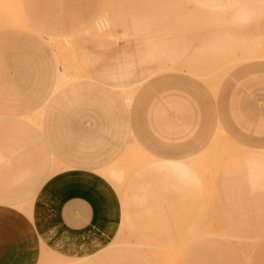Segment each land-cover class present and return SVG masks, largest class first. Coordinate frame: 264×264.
Instances as JSON below:
<instances>
[{"label": "rangeland", "instance_id": "obj_1", "mask_svg": "<svg viewBox=\"0 0 264 264\" xmlns=\"http://www.w3.org/2000/svg\"><path fill=\"white\" fill-rule=\"evenodd\" d=\"M255 61L264 0H0V189L35 196L77 166L108 187L100 236L78 255L43 245L36 264H178L197 241L191 264L218 251L264 264V162L252 176L239 158L264 149L218 127L196 152L192 118L168 158L132 118L149 84L156 101L171 87L190 96L197 83L215 93ZM14 199L31 217L32 205Z\"/></svg>", "mask_w": 264, "mask_h": 264}, {"label": "crops", "instance_id": "obj_2", "mask_svg": "<svg viewBox=\"0 0 264 264\" xmlns=\"http://www.w3.org/2000/svg\"><path fill=\"white\" fill-rule=\"evenodd\" d=\"M154 89L149 84L140 91L132 103V118L134 125L138 121L143 141L154 140L148 137L151 131L159 136L165 157L176 154L172 153V141L188 135L192 118L195 134L191 140L195 141L196 152L218 127L242 146L264 149V61L235 68L220 82L215 93L197 83L190 96L187 92L172 91L171 87L156 101ZM239 158L256 167L250 175L260 173L258 166L263 164L264 157ZM107 189L84 166L50 176L35 196L25 187L0 189V201L7 203H0V264H36L43 245L64 255H78L84 240L98 238L107 224ZM13 195L32 205L31 217L10 205L16 203ZM196 246L198 241L189 251L194 257L178 264L198 263L201 258ZM213 254L214 258L206 260L209 264H242L231 253Z\"/></svg>", "mask_w": 264, "mask_h": 264}, {"label": "bare ground", "instance_id": "obj_3", "mask_svg": "<svg viewBox=\"0 0 264 264\" xmlns=\"http://www.w3.org/2000/svg\"><path fill=\"white\" fill-rule=\"evenodd\" d=\"M30 25V24H29ZM33 25V24H32Z\"/></svg>", "mask_w": 264, "mask_h": 264}]
</instances>
